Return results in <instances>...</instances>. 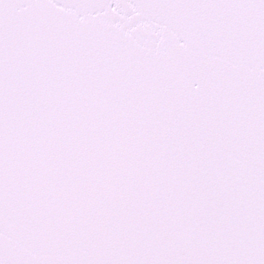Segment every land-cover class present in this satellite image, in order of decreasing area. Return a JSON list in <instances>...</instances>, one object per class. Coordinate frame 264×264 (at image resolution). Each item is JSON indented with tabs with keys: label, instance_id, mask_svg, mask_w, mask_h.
Masks as SVG:
<instances>
[{
	"label": "snow or ice",
	"instance_id": "6c2138e0",
	"mask_svg": "<svg viewBox=\"0 0 264 264\" xmlns=\"http://www.w3.org/2000/svg\"><path fill=\"white\" fill-rule=\"evenodd\" d=\"M0 264H264V0H0Z\"/></svg>",
	"mask_w": 264,
	"mask_h": 264
}]
</instances>
